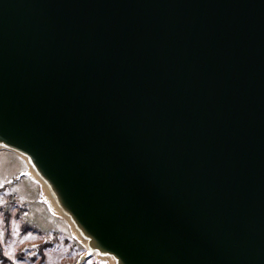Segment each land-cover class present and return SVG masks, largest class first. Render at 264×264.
Listing matches in <instances>:
<instances>
[{
    "label": "water",
    "instance_id": "1",
    "mask_svg": "<svg viewBox=\"0 0 264 264\" xmlns=\"http://www.w3.org/2000/svg\"><path fill=\"white\" fill-rule=\"evenodd\" d=\"M3 150L78 264H264V0H0Z\"/></svg>",
    "mask_w": 264,
    "mask_h": 264
},
{
    "label": "rangeland",
    "instance_id": "2",
    "mask_svg": "<svg viewBox=\"0 0 264 264\" xmlns=\"http://www.w3.org/2000/svg\"><path fill=\"white\" fill-rule=\"evenodd\" d=\"M27 171L16 154L0 151V264H78L84 243L43 201ZM80 264L111 263L94 256Z\"/></svg>",
    "mask_w": 264,
    "mask_h": 264
},
{
    "label": "snow or ice",
    "instance_id": "3",
    "mask_svg": "<svg viewBox=\"0 0 264 264\" xmlns=\"http://www.w3.org/2000/svg\"><path fill=\"white\" fill-rule=\"evenodd\" d=\"M31 234V233H30Z\"/></svg>",
    "mask_w": 264,
    "mask_h": 264
}]
</instances>
